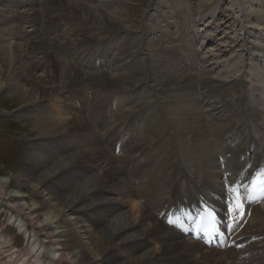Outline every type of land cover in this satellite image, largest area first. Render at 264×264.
<instances>
[{"label":"bare ground","instance_id":"obj_1","mask_svg":"<svg viewBox=\"0 0 264 264\" xmlns=\"http://www.w3.org/2000/svg\"><path fill=\"white\" fill-rule=\"evenodd\" d=\"M125 3L0 0V96L16 98L17 113L38 133L19 176L0 179V199L17 211L8 220L27 234L18 253L1 251L0 264H264V197L248 203L229 243L217 247L185 236L163 216L201 199L223 209L227 180L247 189L257 173L264 181V0H230L238 16L233 41L210 30L220 27V0H200L195 23L178 35L184 40L195 30L202 39L186 66L183 47L166 30L140 19L141 35L128 32L124 8L117 9ZM107 35L132 47H117L114 56ZM87 89L125 98L86 106ZM137 89L149 95L133 104ZM219 133L245 141L226 170L220 152L221 169L212 162ZM9 241L0 235V248ZM47 249L57 254L44 263Z\"/></svg>","mask_w":264,"mask_h":264},{"label":"rangeland","instance_id":"obj_2","mask_svg":"<svg viewBox=\"0 0 264 264\" xmlns=\"http://www.w3.org/2000/svg\"><path fill=\"white\" fill-rule=\"evenodd\" d=\"M124 1H126V3L121 6L119 5L117 9L121 10L124 8L123 9L125 11V15L123 14V17H125L124 23L129 26L128 28L129 33H131L132 35H135L136 37L141 35L142 27L140 28V26H138L140 19H141L143 22L146 21L149 26L159 27L163 30H166L168 34L173 36L172 41H173V44H175V47L179 49L180 47H183L181 48V50H183V53L186 54L185 58L187 59H185L182 62L185 64V66L187 62H189L190 59H194V56H195V53L193 50L194 43L199 42L202 39L201 38L197 39V32L195 30L194 31L190 30L189 32L190 34H187V35L184 34V40L182 39L179 40L180 37L178 35L180 34V32L186 31L189 27L191 28L193 26V22L195 23V21L193 20V16L197 15V10H198L197 8H200L198 5L200 0H124ZM153 3L154 5L151 6ZM155 6L157 8L153 9V7ZM230 6H231L230 0H220L219 10H218L219 12H216V20L219 23L220 27L215 28L214 25L210 27V30L214 33L217 39L224 38V37L229 39V41H233L236 39L232 33L234 30L238 29V16L231 10ZM176 11L181 12L182 17H184L185 19L181 20L180 22L177 21L174 16ZM144 13L146 14L143 16ZM62 28L65 29L66 27L64 26L59 27L57 30V33H59ZM25 29L29 30L28 27H26ZM53 34H54V31L51 33V35ZM194 37L196 38L195 40H194ZM104 39L108 41V50H111L110 52L111 54H115L114 56H116V53L118 51L117 47L122 48V47H129L132 45V40L126 41V39L124 38H121L119 40H116L114 38L112 42H109V39H112L111 35L109 36L107 35ZM210 45H208V47H210ZM242 48L240 47V44H239L238 49H242ZM186 49H189L190 51ZM140 58H141V55H139L137 59H140ZM64 59H66L67 61L69 60V62L73 64L77 62L76 60H70L68 58H64ZM217 64L219 65L221 64V62L219 61L217 62ZM218 69L219 68H216V70ZM199 70H201V66H196V68L194 69V72H198ZM123 93L124 92L121 91V92H116V93L108 92V94L107 93L104 94V93L97 92L95 90L87 89L86 91H82V96L84 98V101L87 103L86 106H89L91 104H96V103L100 105L104 102H107L108 107H110L109 103L111 100L119 99L120 102L124 101L125 94L122 95ZM147 95H149V93H147L146 91L143 92L141 89H137L136 91H133L132 93L133 104L146 100ZM1 96H0V179H2V177L4 176H14V175L19 176V173H20L19 171L24 166V163L27 160L26 153H27L28 147L31 144L30 142L31 140H33L34 138L38 136V133L32 130L31 120L28 118H23L21 114L17 113V108L19 107L17 99L9 96L8 94H3ZM151 99L152 97L150 96V100ZM75 101L76 103H78V99H75ZM79 104H81L80 101H79ZM116 107H119V106H115L113 108H116ZM62 112L63 111L59 109V114L61 116H64L65 114L64 112L63 113ZM204 120L207 121L206 123L208 125H211L208 122L209 116L207 114L204 115ZM138 125L139 124L137 121L135 130H138L137 129L139 127ZM144 127H145L144 125H141V128H144ZM219 134L220 135L213 137L211 139L212 145H213L212 146L213 148L212 149V162H214V166L216 169H221L220 163L218 161L219 160L218 155L216 154L217 152H220L219 154L220 157L224 156L226 158L230 157V159H233L236 153L240 150L241 146H243V144L245 143V141H242L241 138H238L237 142L231 141L233 143L227 142L226 140L224 141V138L227 139L231 135V133H229V135H224V136L222 135V133H219ZM232 138H234V136ZM160 141L161 140L156 141V146H158L155 148L156 152L160 149ZM217 141L219 145L216 143ZM238 142H240V144H238ZM220 160L222 161L221 158ZM182 164L187 165L186 162H182ZM222 164L224 165L225 163H222ZM229 165H225V167L221 170H226L229 167ZM35 168H36V165L32 164L29 167L28 172H33ZM185 168L187 170L188 166H186ZM188 173L192 176L191 172L188 171ZM12 184H15V179L12 180ZM13 189H14L13 187L9 186V191L12 193H15L16 191ZM4 203L5 202H3L0 199V235L3 236L6 241L7 240H10V241L6 242L4 246L0 248V253L3 250H7V251L14 250L16 251V253H18L20 249L25 247V243L27 241V237H26L27 234L21 233L19 229L17 230V228L13 224H11V222H9L8 217H9L10 212L8 211H11V212L13 211L11 210L10 206L6 207ZM6 204L8 205L7 202ZM122 208L130 211L131 205L125 203L123 204ZM13 213L17 215V211H14ZM73 217L76 218L77 221L80 220L79 221L80 224H83L85 226L88 225L87 221H85L84 218L78 216L77 214H73ZM31 229L32 228L29 227V230L32 232ZM41 236H42L41 240L43 242H46L44 232L41 234ZM154 244L156 247L157 246L156 241H154ZM47 251L48 252H45L43 255L44 263L49 261L48 259L49 257L53 255L56 256L57 254L56 252L51 253V250H48V249Z\"/></svg>","mask_w":264,"mask_h":264},{"label":"snow or ice","instance_id":"obj_3","mask_svg":"<svg viewBox=\"0 0 264 264\" xmlns=\"http://www.w3.org/2000/svg\"><path fill=\"white\" fill-rule=\"evenodd\" d=\"M261 171H264L262 169ZM257 185H264V181L259 179V173L256 174V176L252 179V190L256 189ZM241 185L240 184H233L229 182L227 186V192H228V216L229 219L233 218V213L237 210H240V215L243 216V199L241 194ZM259 191L261 194H264V187H260ZM249 199H255V197L249 196ZM169 223L172 224L173 221L169 219Z\"/></svg>","mask_w":264,"mask_h":264}]
</instances>
